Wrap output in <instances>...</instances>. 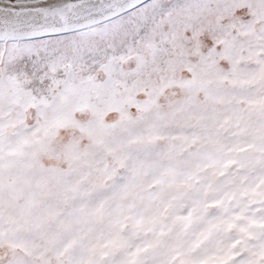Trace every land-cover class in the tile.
<instances>
[{
    "label": "snow or ice",
    "instance_id": "snow-or-ice-1",
    "mask_svg": "<svg viewBox=\"0 0 264 264\" xmlns=\"http://www.w3.org/2000/svg\"><path fill=\"white\" fill-rule=\"evenodd\" d=\"M0 264H264V0H0Z\"/></svg>",
    "mask_w": 264,
    "mask_h": 264
}]
</instances>
